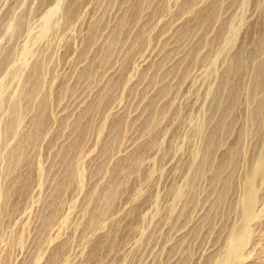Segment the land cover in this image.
<instances>
[{
	"label": "rangeland",
	"instance_id": "obj_1",
	"mask_svg": "<svg viewBox=\"0 0 264 264\" xmlns=\"http://www.w3.org/2000/svg\"><path fill=\"white\" fill-rule=\"evenodd\" d=\"M48 3L0 0V264H212L242 223L250 175L259 200L241 264H264V129L240 137L260 91L240 95L216 144L215 117L196 130L205 31L240 19L236 50L251 46L264 0H62L46 18Z\"/></svg>",
	"mask_w": 264,
	"mask_h": 264
},
{
	"label": "bare ground",
	"instance_id": "obj_2",
	"mask_svg": "<svg viewBox=\"0 0 264 264\" xmlns=\"http://www.w3.org/2000/svg\"><path fill=\"white\" fill-rule=\"evenodd\" d=\"M43 1L47 2L48 0ZM61 2L62 0H49L47 6L50 9H44V12H47H45V17L53 14L51 12L56 10L57 5L61 4ZM238 20L240 19L224 20L212 37L207 40V30L205 31L206 36L204 35L203 37L204 45L209 41L207 42V44L209 43V49L204 52L203 56V61L207 63L205 73L208 83L207 90H210L208 95H206L205 103H209V108L198 121L196 130L202 133L209 120L215 117V127L208 137V140H210L213 135V144H216V140L219 141L223 137L224 131L227 132L232 130L238 107V99L243 92H245L249 100L252 101L259 91L260 96L252 109L249 110L248 116L240 129V137H243L241 142L246 141L250 136L254 138L257 136L259 137L260 134L263 136V133L260 132L264 129V29H262L260 33H256L253 37V44L251 46L243 44L236 50L239 33L242 28V24ZM50 21L51 19L49 17L44 21L45 30L50 27ZM209 21L210 19L208 18L206 20V25L212 28V25L209 26L210 24H208ZM1 83L0 93L2 94L3 84ZM246 87H248L247 91L245 90ZM25 143V141H21L17 149L10 152L9 162L12 165L15 166L20 157L23 156L22 146L24 147ZM207 144L205 148H203L200 157L197 152L192 154L189 161L190 176L188 177L187 183L192 182L203 173L208 160L207 158L211 157V152L208 150L209 146H207ZM232 148L233 147L229 149V151L231 150L230 152L228 151L227 159L225 158L223 161L226 164L230 161L231 153L235 159V156L238 155L240 151L239 144H236L234 148ZM233 163L234 162L230 163V165ZM219 171H216L217 176H221ZM226 182L229 183L228 181ZM228 189L229 186L225 184L223 192L226 193ZM243 192L242 205L240 206L242 223L237 227L233 225L231 231H229L228 239H230L233 244L223 249L221 247V251L212 260V264H241L247 260L246 256L250 252V249H252L250 243L246 241L245 231L248 225L255 219L256 203L259 200L257 180L254 175L245 178V188ZM176 195H181V190L177 191Z\"/></svg>",
	"mask_w": 264,
	"mask_h": 264
}]
</instances>
